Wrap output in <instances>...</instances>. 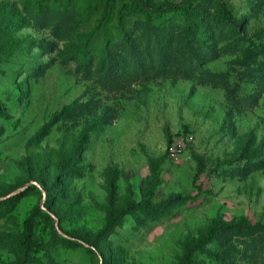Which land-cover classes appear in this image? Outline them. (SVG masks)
Instances as JSON below:
<instances>
[{
    "label": "rangeland",
    "instance_id": "obj_1",
    "mask_svg": "<svg viewBox=\"0 0 264 264\" xmlns=\"http://www.w3.org/2000/svg\"><path fill=\"white\" fill-rule=\"evenodd\" d=\"M0 264H264V0H0Z\"/></svg>",
    "mask_w": 264,
    "mask_h": 264
},
{
    "label": "trees",
    "instance_id": "obj_2",
    "mask_svg": "<svg viewBox=\"0 0 264 264\" xmlns=\"http://www.w3.org/2000/svg\"><path fill=\"white\" fill-rule=\"evenodd\" d=\"M137 8L139 9H149V6L148 4H146L145 2H142V1H137ZM182 4H178V3H175V4H165L163 6H160L157 10L158 13H164V12H167L168 10H174V11H177V10H180L182 9ZM151 165L153 167L154 170L157 169L158 167V163L155 162L154 160H151Z\"/></svg>",
    "mask_w": 264,
    "mask_h": 264
},
{
    "label": "built area",
    "instance_id": "obj_3",
    "mask_svg": "<svg viewBox=\"0 0 264 264\" xmlns=\"http://www.w3.org/2000/svg\"><path fill=\"white\" fill-rule=\"evenodd\" d=\"M172 150L174 151V148Z\"/></svg>",
    "mask_w": 264,
    "mask_h": 264
}]
</instances>
